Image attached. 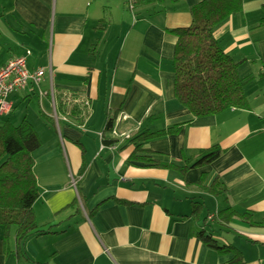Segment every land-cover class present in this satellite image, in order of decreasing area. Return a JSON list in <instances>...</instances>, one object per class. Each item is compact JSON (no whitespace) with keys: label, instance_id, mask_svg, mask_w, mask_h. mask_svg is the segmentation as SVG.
<instances>
[{"label":"crops","instance_id":"crops-1","mask_svg":"<svg viewBox=\"0 0 264 264\" xmlns=\"http://www.w3.org/2000/svg\"><path fill=\"white\" fill-rule=\"evenodd\" d=\"M201 1L0 0V67L30 51L29 70L45 69L9 95L0 124L26 118L42 141L33 209L51 228L23 243L16 228L0 232V264H228L234 253L208 235L264 264V0H243L214 32L240 64L249 107L193 117L175 94L171 29L190 26ZM179 124L149 139L151 152L131 142ZM216 145L218 159L185 171Z\"/></svg>","mask_w":264,"mask_h":264},{"label":"trees","instance_id":"trees-1","mask_svg":"<svg viewBox=\"0 0 264 264\" xmlns=\"http://www.w3.org/2000/svg\"><path fill=\"white\" fill-rule=\"evenodd\" d=\"M242 8L243 0H202L191 8L193 20L190 26L171 29L178 38L173 59L175 94L193 117L216 115L230 108L249 107L245 93L246 78L240 74L239 62L224 50L214 33L216 27L241 12ZM73 113L80 114V108H74ZM109 123L108 127L111 128L113 121ZM181 127L179 124L157 132H141L131 142L135 143L136 151L148 153L151 151L148 149L147 152L144 144L149 139L176 134ZM41 145L42 141L34 125L28 119L18 124L10 121L0 124V231L5 240L14 227L19 243L31 235L51 230L50 227L38 226L33 209L40 197V188L33 171L34 153ZM223 151L219 145L203 150L192 164L185 166V171L190 167L212 163ZM135 157L138 156L135 154ZM139 158L155 166L175 164L147 156ZM84 170L85 165L80 173L83 174ZM222 185L217 181L211 190L225 195ZM228 211L230 208L221 213ZM233 214L236 212L233 211ZM206 240L222 253H234V258L228 264H244L242 253L235 247L219 245L209 235Z\"/></svg>","mask_w":264,"mask_h":264},{"label":"built area","instance_id":"built-area-1","mask_svg":"<svg viewBox=\"0 0 264 264\" xmlns=\"http://www.w3.org/2000/svg\"><path fill=\"white\" fill-rule=\"evenodd\" d=\"M29 54L30 51L0 67V113L11 110V104L8 101L11 93L25 89L30 82L39 85L44 77L45 69L43 67H38L33 71L28 69L27 57ZM73 183L75 185L74 179Z\"/></svg>","mask_w":264,"mask_h":264},{"label":"rangeland","instance_id":"rangeland-1","mask_svg":"<svg viewBox=\"0 0 264 264\" xmlns=\"http://www.w3.org/2000/svg\"><path fill=\"white\" fill-rule=\"evenodd\" d=\"M135 3H136V1H135ZM240 65V64H239ZM27 67H28V65H27ZM29 69V68H28ZM8 101H9V99H8ZM9 103H10V101H9ZM11 104V103H10ZM212 212H213V210H211ZM209 221V220H208ZM15 228V227H14ZM1 232V231H0ZM227 233V232H226Z\"/></svg>","mask_w":264,"mask_h":264}]
</instances>
